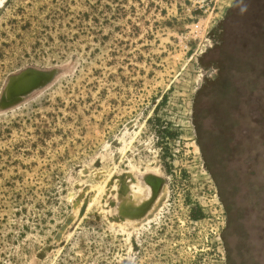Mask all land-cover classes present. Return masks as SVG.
Here are the masks:
<instances>
[{
	"label": "rangeland",
	"instance_id": "374dc122",
	"mask_svg": "<svg viewBox=\"0 0 264 264\" xmlns=\"http://www.w3.org/2000/svg\"><path fill=\"white\" fill-rule=\"evenodd\" d=\"M252 4L0 0V264H264V154L211 170L192 121Z\"/></svg>",
	"mask_w": 264,
	"mask_h": 264
},
{
	"label": "trees",
	"instance_id": "16d2710c",
	"mask_svg": "<svg viewBox=\"0 0 264 264\" xmlns=\"http://www.w3.org/2000/svg\"><path fill=\"white\" fill-rule=\"evenodd\" d=\"M253 1L254 4L244 8L248 19L236 30L227 22L235 14V5L228 10L225 20L212 29L215 39L209 50L220 51L222 60L217 73L205 78L198 89L197 95L204 94L206 101L199 111L195 110L192 119L197 144L211 170L235 160L251 168L248 162L264 154V122L255 128L260 130L253 144L244 142L251 132L246 125L248 115L253 112L249 104L260 106L264 101V0ZM241 105L247 106L246 111H242ZM260 113L264 119V104ZM258 142L263 149L254 147ZM191 217L199 218L197 213ZM248 256L250 262L245 264H258L252 252ZM228 264H232L229 258Z\"/></svg>",
	"mask_w": 264,
	"mask_h": 264
},
{
	"label": "bare ground",
	"instance_id": "6f19581e",
	"mask_svg": "<svg viewBox=\"0 0 264 264\" xmlns=\"http://www.w3.org/2000/svg\"><path fill=\"white\" fill-rule=\"evenodd\" d=\"M151 173V172H149ZM155 173V172H154ZM125 184V183H124ZM149 186V185H148ZM147 184L142 183V184H137V188L135 189V191L133 192L132 197H133V205L134 208L139 207L138 203L142 201L143 197H148V195L150 194V186L148 187ZM154 190H156V188H153ZM153 196V195H152ZM132 205V206H133ZM133 209V208H132ZM137 211V210H136ZM148 216V215H147Z\"/></svg>",
	"mask_w": 264,
	"mask_h": 264
}]
</instances>
